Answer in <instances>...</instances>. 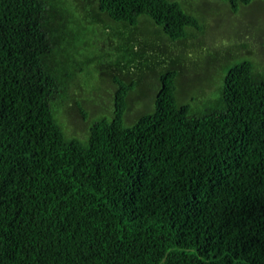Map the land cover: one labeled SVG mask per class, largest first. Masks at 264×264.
I'll return each instance as SVG.
<instances>
[{
	"label": "trees",
	"instance_id": "trees-1",
	"mask_svg": "<svg viewBox=\"0 0 264 264\" xmlns=\"http://www.w3.org/2000/svg\"><path fill=\"white\" fill-rule=\"evenodd\" d=\"M96 1L128 32L105 54L104 30L92 45L87 62L109 56L118 77L86 139L58 117L84 70L60 59L78 20L64 0H0V264H264V66L231 64L198 109L178 98L171 46L202 32L199 18L177 0ZM142 17L168 39L160 74L165 48ZM142 73L157 90L135 113Z\"/></svg>",
	"mask_w": 264,
	"mask_h": 264
},
{
	"label": "rangeland",
	"instance_id": "rangeland-1",
	"mask_svg": "<svg viewBox=\"0 0 264 264\" xmlns=\"http://www.w3.org/2000/svg\"><path fill=\"white\" fill-rule=\"evenodd\" d=\"M64 1H66L67 9L69 8L67 14L73 15L78 21L66 22L68 33L67 43L64 45L66 52L60 56V59L66 65V73H69L74 65L81 64L84 70L83 73L78 74L70 90V99L62 110V114L59 112L58 117L69 135L86 136L87 139L86 128L95 120L91 118L99 113L109 114L112 111L116 87L113 79L118 77L114 72L118 70L117 68L114 70L110 65L109 56L98 60L99 55H97L93 64L87 62V59L96 53L92 45L95 38L99 36L97 33L100 29L104 30L109 39L105 36L99 43L105 54L113 47L111 42L120 43L122 33H127L128 30L123 27L124 25H119L106 13L101 12L97 7V1L94 5L93 0H82L86 6H83L81 0H78L79 6L77 0ZM177 1L182 4L184 10L195 14L204 28L202 32L189 28L196 34L188 39L187 44L178 43L171 46L172 56L180 54L184 58L181 66L182 73L177 82L179 87L182 85L187 93L183 97V93L181 94L179 90L178 98L180 101L192 100L194 107L202 109L207 102V99H202L216 89L220 80L223 81L226 70L231 64L244 59L243 57H251L261 67L264 66V0H256L248 5L240 4L236 12L232 11L226 0ZM142 19L144 22L139 26L141 31L155 42L159 44L162 42L166 49L160 52L164 55L162 59H166L160 63L165 64L166 67H158V74H160L165 71L164 69L172 67L168 62L171 56L170 47L165 44L168 43V39L164 37L162 26L155 24L149 17H142ZM81 52L84 54L81 55ZM227 57L229 59L233 57V59L226 63ZM146 74H143L142 78L137 76L138 85L129 97L131 109L134 108L135 113L144 105L150 104L148 109L153 105L157 90V75ZM87 113L89 115H86ZM132 119L134 117H131V110H128L126 121L130 122ZM134 121L127 124L130 125Z\"/></svg>",
	"mask_w": 264,
	"mask_h": 264
}]
</instances>
